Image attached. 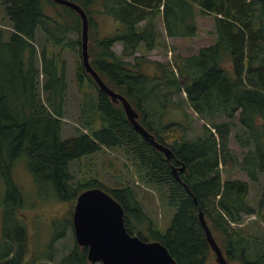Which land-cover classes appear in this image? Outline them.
<instances>
[{
	"label": "trees",
	"instance_id": "1",
	"mask_svg": "<svg viewBox=\"0 0 264 264\" xmlns=\"http://www.w3.org/2000/svg\"><path fill=\"white\" fill-rule=\"evenodd\" d=\"M72 1L89 16L92 66L186 164L182 179L198 203L175 178L165 155L133 128L123 107L112 103L82 61L76 70L82 91L79 127L74 136L63 137L68 81L62 52L81 54V18L52 0H0V23L11 28H0V264L56 260L55 242L68 227V220L53 223L47 248L30 251L28 223L18 215L28 201L18 184L25 167L17 162L25 160L37 186L73 202L88 188L107 190L97 180L75 185L71 171L73 161L103 148L121 149L163 206L175 211L163 229L145 212L133 185L107 190L124 207L131 234L160 241L178 264H217L208 263L213 252L198 217L201 208L230 262L264 264V0ZM99 13L117 23L113 33L101 34ZM198 15L213 16L212 44L191 55L176 53L167 62L148 57L165 46L166 37L199 35ZM117 42L121 53L113 49ZM193 113L204 123L196 125ZM177 129L179 137L170 141L169 133ZM232 131L246 148L242 159L230 146ZM229 161L257 185L262 182L258 206L251 201L249 182L223 179L221 167ZM252 214L257 218L249 225H233ZM87 253L88 247L75 241L58 264H95Z\"/></svg>",
	"mask_w": 264,
	"mask_h": 264
},
{
	"label": "rangeland",
	"instance_id": "2",
	"mask_svg": "<svg viewBox=\"0 0 264 264\" xmlns=\"http://www.w3.org/2000/svg\"><path fill=\"white\" fill-rule=\"evenodd\" d=\"M51 12H54L53 8L51 9ZM95 18L100 22L101 34L113 33L117 23L114 22L111 17L99 13V15H95ZM197 19L200 24L199 35L189 39L181 37H166L165 46L162 47L161 50H152L148 57L167 62L171 61L173 55L176 53H181L182 55L187 56L197 53L202 46L212 44L214 42V35L209 32L214 26L213 16L198 15ZM158 23L161 30L165 33V27L161 17L159 18ZM0 28H6L7 30L11 29L3 21L0 23ZM113 49L116 52L121 53L123 46L120 42H117L114 44ZM137 55H140V53L138 52ZM62 57L67 64L68 81L66 113L63 118V137L68 139L75 135L76 129L79 127L82 91L78 85L76 70L80 61H82V58L80 52L77 53L71 49L64 50L62 52ZM129 60H132V58H129ZM175 114L178 117L182 115L181 111L177 109H175ZM193 116L196 120V125L200 126L204 123L196 113H193ZM236 122L238 124V117L236 118ZM176 131L177 132L172 131L169 133L168 138L170 141L179 137L178 134L181 133V130L177 129ZM196 132L198 133L199 129H197ZM230 146L234 155L242 159L246 148L242 147L235 138V131H232L231 133ZM17 163H21L25 167H21L20 172L19 167H17V173H20L21 179L18 184L23 191L27 192L25 193V196L28 198L26 204L19 209L18 215L23 217L28 223L30 251L32 252L34 248H38V246L41 249L47 248L48 243H50L52 239L51 236H53V223L60 225V223L67 222L68 220V227L65 229L64 237L55 242V247L59 250L58 255L55 258L56 260L49 262L46 258H41L37 263L48 264L49 262L50 264H58L62 256L71 250L76 241L74 226L69 225V223H73L75 201H61L52 193V191L37 186L25 160L20 159ZM221 168L223 179H242L249 182L251 187V201L258 206L261 199L262 182L257 185L250 179L247 172L240 169V167L236 166L232 161H229L228 165L222 166ZM71 171L75 175V185L79 181L85 183L89 181L93 182L95 180L102 183L107 190L121 187L124 184L133 185L145 212L150 215L161 228L165 229L169 226L171 218L175 212L174 209H167L163 206L162 201L158 198L156 190L142 181L140 174L135 170V166L132 167L128 157L121 149L103 148L88 157L77 159L72 162ZM1 187L4 186L0 182V232L2 231L1 202L4 197ZM256 218L257 216L255 214L247 215L245 216L244 223H233V225L245 227L249 225L248 222ZM133 224L137 225L135 222ZM211 257H214L213 253L211 254ZM231 264L243 263L240 261H233Z\"/></svg>",
	"mask_w": 264,
	"mask_h": 264
},
{
	"label": "water",
	"instance_id": "3",
	"mask_svg": "<svg viewBox=\"0 0 264 264\" xmlns=\"http://www.w3.org/2000/svg\"><path fill=\"white\" fill-rule=\"evenodd\" d=\"M59 5L73 9L81 18V57L85 71L99 88L107 94L115 105H121L128 121L140 135L155 149L163 153L170 162L172 173L187 192L198 203L196 195L182 179L186 164L177 158L173 149L158 141L156 135L140 121V113L128 97L112 88L92 66L89 52L90 20L85 9L72 0H52ZM175 160V163L173 161ZM198 217L206 235V240L214 254L217 264H231L224 250L216 240L206 219L205 212L199 208ZM75 238L79 245L88 247V259L102 264H178L168 248L160 241H146L139 235L131 234L125 223V210L122 204L107 190L91 187L80 192L75 200L73 214Z\"/></svg>",
	"mask_w": 264,
	"mask_h": 264
},
{
	"label": "flooded vegetation",
	"instance_id": "4",
	"mask_svg": "<svg viewBox=\"0 0 264 264\" xmlns=\"http://www.w3.org/2000/svg\"><path fill=\"white\" fill-rule=\"evenodd\" d=\"M212 260H213V261H212ZM211 262H215L214 257H212L211 260L208 261V263H211ZM215 263H216V262H215Z\"/></svg>",
	"mask_w": 264,
	"mask_h": 264
}]
</instances>
